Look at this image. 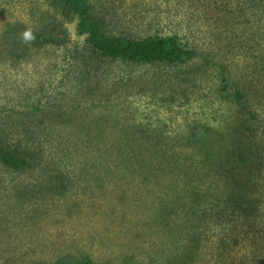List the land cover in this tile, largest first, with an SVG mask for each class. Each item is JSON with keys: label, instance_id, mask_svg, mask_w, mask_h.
Masks as SVG:
<instances>
[{"label": "rangeland", "instance_id": "obj_1", "mask_svg": "<svg viewBox=\"0 0 264 264\" xmlns=\"http://www.w3.org/2000/svg\"><path fill=\"white\" fill-rule=\"evenodd\" d=\"M54 1L0 0V140L28 161H0V264H169L196 225L191 264H264L261 0H90L109 35L176 36L177 64L93 53Z\"/></svg>", "mask_w": 264, "mask_h": 264}, {"label": "trees", "instance_id": "obj_2", "mask_svg": "<svg viewBox=\"0 0 264 264\" xmlns=\"http://www.w3.org/2000/svg\"><path fill=\"white\" fill-rule=\"evenodd\" d=\"M59 2L64 9L75 14L78 18L77 32L81 36L86 37V44L93 53H98L104 58L109 59H123L132 63H170L177 64L184 62L192 55V52L185 48L176 36L165 37H146L137 39L127 34L125 35H109L105 28V21L95 11L94 5L90 0H55ZM264 0H261L262 6L259 5V10L264 11ZM64 38L52 33H34L31 39L24 40L27 45L32 47H43L47 45H63ZM243 115L246 114V104H242ZM251 113V112H250ZM253 118V117H252ZM256 118V117H254ZM259 124L255 127L245 125L244 134H242L243 146L247 147L250 151L260 150L264 152V119L260 117ZM241 150V149H240ZM239 153V152H238ZM238 156V155H236ZM0 161L6 166L13 169L22 168L28 163L27 159L21 157L17 152L12 151L0 140ZM232 170L229 171V174ZM236 182V181H235ZM238 184V183H237ZM246 206L242 207V212L248 217L254 215V207L252 201H246ZM208 219L207 223L213 221L219 222L221 215L205 214ZM187 218L196 222L202 223V220L193 218L192 215H187ZM208 228L207 226H205ZM200 226H194L192 231L188 233L189 248L183 253L184 257L174 258L178 261H169V264H191L196 257L193 254V249L199 248L201 235ZM63 264H92L89 259H81L77 262L63 263Z\"/></svg>", "mask_w": 264, "mask_h": 264}, {"label": "clouds", "instance_id": "obj_3", "mask_svg": "<svg viewBox=\"0 0 264 264\" xmlns=\"http://www.w3.org/2000/svg\"><path fill=\"white\" fill-rule=\"evenodd\" d=\"M24 39L25 40H28V39H31V34L30 33H24Z\"/></svg>", "mask_w": 264, "mask_h": 264}]
</instances>
